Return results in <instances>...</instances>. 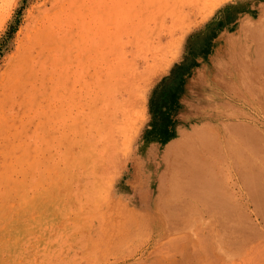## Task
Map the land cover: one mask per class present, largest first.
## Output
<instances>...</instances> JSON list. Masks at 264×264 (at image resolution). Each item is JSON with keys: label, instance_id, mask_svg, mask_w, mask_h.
I'll return each instance as SVG.
<instances>
[{"label": "bare ground", "instance_id": "6f19581e", "mask_svg": "<svg viewBox=\"0 0 264 264\" xmlns=\"http://www.w3.org/2000/svg\"><path fill=\"white\" fill-rule=\"evenodd\" d=\"M218 2L67 0L22 28L0 71V264L26 257L15 226L22 212L7 207L46 205L42 198L77 203L70 238L80 248H114L149 231L168 254L145 252L142 262L264 264V141L235 95L214 89L215 112L201 97L187 106L152 169L142 154L159 82ZM256 40L253 57L264 65V37ZM51 173L59 182L43 186ZM56 218L52 211L50 223ZM62 247L50 255L55 263L75 257Z\"/></svg>", "mask_w": 264, "mask_h": 264}, {"label": "rangeland", "instance_id": "374dc122", "mask_svg": "<svg viewBox=\"0 0 264 264\" xmlns=\"http://www.w3.org/2000/svg\"><path fill=\"white\" fill-rule=\"evenodd\" d=\"M66 1L0 0L1 72L5 69L10 56L14 53L22 37V28L30 22L31 18L39 12H41L40 14L51 12V4L54 2L59 4L63 2L62 4H64L63 7L65 8L67 6ZM209 9V7L204 8V12ZM200 16L198 14L197 18ZM205 20L203 24L190 28L192 43L185 52V58L173 62L174 67L172 68L171 77L170 75L163 76L155 90L153 98L154 123L151 129L148 130L147 143L144 144L142 153L147 164L145 169L153 168L157 161L159 145L167 137L171 127L173 130L174 126L178 124L177 116L183 113L184 109L196 99L195 96L200 89L215 83L218 78L217 75L221 76L224 74L226 94L228 93L231 98L232 95H235L234 104L237 107L236 109L239 110L244 120L252 124L260 133L264 141V65L261 63L259 65L253 57L255 49L253 40L257 41L256 39L260 40L264 37V0H219L213 14ZM226 105H229V108L231 107L230 104ZM214 109L219 108L215 107ZM157 140L159 141L157 142ZM50 152H52L51 149ZM219 164L224 168L223 171L226 172V165L223 166V162ZM145 169L143 168L140 172H145ZM49 175L43 181V186L49 185L53 179H57L59 182L60 178L56 177V174L51 173ZM124 179L126 181L130 180L128 176ZM26 191L31 196L34 190L27 188ZM106 192L107 189L101 191V195H105ZM41 200L46 202V205L39 202L24 207L25 205H20V203L18 206V203H15L16 201H12V205L7 207L11 212L14 211L13 213H16L17 210L20 213L22 212L21 223H16L15 226L19 228L18 231L21 233L19 236L24 235L23 249L26 251V257H28V254L33 256L30 264H50L49 261L51 259L53 261V256H50L51 253L59 249L55 248L56 245L63 246V249L61 248L62 252L66 250V252L71 253L72 249V253L75 255V257L73 256L74 258L68 259L65 264L68 262L70 264H153L150 259L142 262L137 260V258L149 251L151 253L168 254L166 248L160 246V241L162 240L154 238L149 231L132 238H126L114 248H80L70 238L73 233L72 227L75 225L72 222L76 221L74 217L77 213V203L70 202L54 206V203L46 201L45 198ZM11 207L13 210H11ZM21 208H24V210ZM52 211L57 215L56 220H53L55 223L52 221L53 224L50 223L49 219L52 216ZM57 220L60 222H57ZM37 234L38 236L35 237ZM171 236L172 234L168 233L166 238ZM262 246L264 247V242L258 244V247ZM77 248L80 252L76 250ZM76 251L78 252L75 253ZM20 256L18 260L22 264L25 263L26 257L24 258V255ZM51 264L58 263L53 261ZM239 264L252 263L242 260Z\"/></svg>", "mask_w": 264, "mask_h": 264}, {"label": "crops", "instance_id": "0c3cea01", "mask_svg": "<svg viewBox=\"0 0 264 264\" xmlns=\"http://www.w3.org/2000/svg\"><path fill=\"white\" fill-rule=\"evenodd\" d=\"M223 73V72H222ZM222 73H220V74H222ZM220 77V78H219ZM221 78H222V80H221ZM217 82V83H216ZM220 85V86H219ZM210 87H212L211 89H209ZM218 87H220V88H222L223 89V87H224V74H222L221 76H219L218 75V78H217V80L215 81V83L213 84H210V85H208L206 88H202V89H200V91L196 94V96H195V100H193L192 101V103L195 101V102H197V99H199L200 97H201V101H203V103H208L210 100H211V98L209 97V95H210V93L215 89V90H217L218 89ZM218 94H220L219 92H218ZM215 95V94H214ZM221 95V94H220ZM219 95V96H220ZM210 96H212V95H210ZM218 105H220L219 103H212V104H209L208 103V105H206V106H208V107H206L207 109H210L211 111H213V112H215V111H217L218 109H214L215 107L216 108H219L218 107ZM189 106V105H188Z\"/></svg>", "mask_w": 264, "mask_h": 264}]
</instances>
